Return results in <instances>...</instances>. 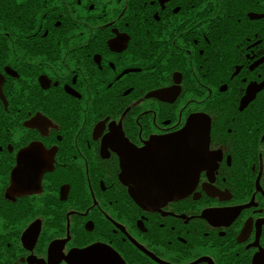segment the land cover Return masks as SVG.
Here are the masks:
<instances>
[{
  "label": "flooded vegetation",
  "instance_id": "af4514ba",
  "mask_svg": "<svg viewBox=\"0 0 264 264\" xmlns=\"http://www.w3.org/2000/svg\"><path fill=\"white\" fill-rule=\"evenodd\" d=\"M0 69V264H264V0H0Z\"/></svg>",
  "mask_w": 264,
  "mask_h": 264
},
{
  "label": "snow or ice",
  "instance_id": "6c2138e0",
  "mask_svg": "<svg viewBox=\"0 0 264 264\" xmlns=\"http://www.w3.org/2000/svg\"><path fill=\"white\" fill-rule=\"evenodd\" d=\"M120 41H114V44H119ZM205 75H207L205 73ZM3 83V69H0V84ZM44 87L47 88L48 87V83L44 82ZM57 87H61L60 83H59V79L57 80ZM212 93V88L210 86L207 87V94L210 96ZM45 95H47V93H45ZM241 111H243V106L241 107ZM107 122V121H105ZM33 125L35 128L39 129L40 132L44 133V136L47 137L49 135V128H55L57 131H59V126L58 124H56L50 117H46L45 114H40L37 113L36 114V119L33 121ZM35 147H38L39 149H43V140H40L38 145H35ZM98 251L99 254H103L106 249H98L96 250ZM74 255H82V254H78V253H68V254H64L61 258L64 260L68 261V264H78L77 261H74L72 259V256ZM198 260V258H197ZM96 264H104V262L102 260H99L96 262Z\"/></svg>",
  "mask_w": 264,
  "mask_h": 264
},
{
  "label": "water",
  "instance_id": "95a60500",
  "mask_svg": "<svg viewBox=\"0 0 264 264\" xmlns=\"http://www.w3.org/2000/svg\"><path fill=\"white\" fill-rule=\"evenodd\" d=\"M196 141H197V139H196ZM193 147L195 148V144L193 145ZM193 155L194 156H197V155H199L200 154V152L199 151H196L195 149L193 150ZM197 172V171H196Z\"/></svg>",
  "mask_w": 264,
  "mask_h": 264
}]
</instances>
